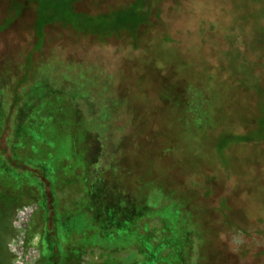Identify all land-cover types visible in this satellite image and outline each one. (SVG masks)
Masks as SVG:
<instances>
[{
  "label": "rangeland",
  "instance_id": "1",
  "mask_svg": "<svg viewBox=\"0 0 264 264\" xmlns=\"http://www.w3.org/2000/svg\"><path fill=\"white\" fill-rule=\"evenodd\" d=\"M0 23V67L35 72L5 142L46 169L64 218L54 256L42 184L0 165V264H196L199 242L157 191L117 234L102 238L83 216L124 141L139 176L164 166L170 187L202 205L212 260L264 264V0H0ZM250 130L251 143L217 156L218 136ZM225 197L231 224L214 211Z\"/></svg>",
  "mask_w": 264,
  "mask_h": 264
},
{
  "label": "trees",
  "instance_id": "2",
  "mask_svg": "<svg viewBox=\"0 0 264 264\" xmlns=\"http://www.w3.org/2000/svg\"><path fill=\"white\" fill-rule=\"evenodd\" d=\"M10 14L11 15L8 17L10 19L5 20L4 24L10 23L11 18L18 17L12 15L11 10ZM41 16V14L36 12L34 27H32L36 33L38 42L41 39H44V30L46 29L42 30L44 27L41 28L42 24H39V19L42 18ZM4 24L0 25V30L4 29ZM38 42L35 44H38ZM32 52L28 58L34 60L37 53L32 54ZM3 68L4 67L2 66L0 67V106L4 102L5 92V89L3 88L4 85L1 83L2 81L4 83L9 82V85L7 84L5 86L7 88L5 93L8 94L7 110L4 111L3 114L0 112V165L5 169L8 168V170H11L12 172L29 175L42 184L45 192L44 198L46 201L48 216V242L53 245L51 249L54 252V256H56L59 254L60 249L57 242L58 231H60L58 224L59 220L64 223V218L59 219L57 216L54 184L52 183L50 176L47 175L45 168H39L38 166L28 164L26 161L19 160L14 154L13 148L15 147L10 143L8 144L5 142V140L10 138L11 132L14 129L12 126L14 115L17 108L21 106L23 99L21 92L28 86L30 83L29 79L35 72L31 68L20 70V72L22 71L23 76L19 79L15 74L18 67H15L16 69L13 71L11 70L12 68L8 70ZM11 75H15V77L12 78ZM205 88L201 89L194 87V89L201 92L203 97L206 96ZM178 98L179 100H183V98ZM178 98L175 100H178ZM182 100L179 102L180 106H182V102H184ZM203 101L204 100L202 99V102ZM199 104L202 106L203 103L199 102ZM203 106L206 105L203 104ZM199 115L201 118L206 119L209 116L208 109L204 111L203 114ZM254 130L255 129H253V131ZM251 131L252 130L245 134H226L225 136H218L214 148L217 156L221 158L224 151L229 149V146L231 145L251 143L252 140L249 141L247 137L252 133ZM124 142L125 143L122 142V145L119 148L121 150L119 156L112 160L111 165H109V168L103 173L102 177L100 176V179L96 180L94 184H91L87 191V206L83 212V216L91 223V226L93 224L97 227L98 235L103 238V236L117 234L121 229L130 226L131 223H135L149 211L148 200L150 196L157 191L164 200L172 201L177 205L178 212L184 216L187 230H189L190 234L194 235L196 242H199V254L196 264H224L226 262V251H224V253H219L221 254V257L215 259V261L212 260V257L210 256V249L212 245L214 246L215 241H212V243L210 242L211 240H208V237L205 236L204 223L201 218V211H203L202 205L195 200L193 195L192 198L187 199V197L183 195L184 193L170 187L166 182V176L163 175L164 172L168 171V168H165L164 166H158L159 169L149 175L148 179L145 175L139 176V172L143 171L142 166L134 167V165L129 163L128 159L130 158L124 152L128 141ZM149 150L150 149L143 150V153L148 152ZM155 150H159V148ZM165 152L171 153L172 151L166 150ZM156 160L159 161V159ZM207 182L209 183V186L204 190L205 196L209 197L215 195L218 187L215 180L209 177L207 178ZM194 187L195 185L193 188ZM193 202L197 204L199 203V205L196 204V207L193 206L194 208L189 207ZM222 205H224L225 209H222ZM228 210H230V203L228 202L227 197L222 198L218 207L214 209L215 212L217 211L224 216L227 223L231 224L230 218L228 219L227 216L229 213ZM229 225L224 228V231L230 232L233 230L234 225ZM81 227L82 225L77 227V229H81ZM64 228L65 226L61 225V229ZM69 228H73V226ZM53 264L56 263L53 262Z\"/></svg>",
  "mask_w": 264,
  "mask_h": 264
}]
</instances>
